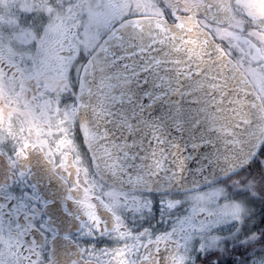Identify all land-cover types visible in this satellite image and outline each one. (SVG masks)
<instances>
[{
    "label": "flooded vegetation",
    "instance_id": "flooded-vegetation-1",
    "mask_svg": "<svg viewBox=\"0 0 264 264\" xmlns=\"http://www.w3.org/2000/svg\"><path fill=\"white\" fill-rule=\"evenodd\" d=\"M189 1L0 0L4 264H264V146L219 185L163 195L110 186L84 143L77 95L92 55L126 21L175 25L204 3ZM250 3L259 14L230 0L229 25L198 21L264 106V0ZM49 204L45 231L36 222ZM213 232L220 238L208 252Z\"/></svg>",
    "mask_w": 264,
    "mask_h": 264
},
{
    "label": "water",
    "instance_id": "water-1",
    "mask_svg": "<svg viewBox=\"0 0 264 264\" xmlns=\"http://www.w3.org/2000/svg\"><path fill=\"white\" fill-rule=\"evenodd\" d=\"M198 16L227 26L230 0H204L175 25L126 21L85 65L79 123L95 172L110 186L188 194L239 175L260 154V96Z\"/></svg>",
    "mask_w": 264,
    "mask_h": 264
},
{
    "label": "snow or ice",
    "instance_id": "snow-or-ice-1",
    "mask_svg": "<svg viewBox=\"0 0 264 264\" xmlns=\"http://www.w3.org/2000/svg\"><path fill=\"white\" fill-rule=\"evenodd\" d=\"M243 6L245 8L248 9V11L251 13V14H259V12L261 11V9L257 8L256 5H253L252 3H250V0H243ZM144 99L147 100V107L149 109H152V108H155V104L153 103L152 99L149 97V96H145ZM145 104V103H144ZM56 202L55 201H52L51 204H55ZM51 206L50 204L49 205H46L45 206V212L41 213L40 214V219L39 221H37V226L38 228H43L45 231L48 230V228L45 227V225H48L50 224V217L45 220V215L47 213V208ZM65 211L67 212V209L65 208ZM43 235V232L41 233ZM53 235L55 236L56 233L54 232ZM45 239H47V237H45ZM0 264H4V262L2 260H0Z\"/></svg>",
    "mask_w": 264,
    "mask_h": 264
},
{
    "label": "rangeland",
    "instance_id": "rangeland-1",
    "mask_svg": "<svg viewBox=\"0 0 264 264\" xmlns=\"http://www.w3.org/2000/svg\"><path fill=\"white\" fill-rule=\"evenodd\" d=\"M199 2V0H190L189 1V4L191 3V4H195V3H198ZM216 32V31H215ZM254 186H255V184H254ZM222 232H224L225 233V231L224 230H222ZM222 232H220V233H222ZM220 237L219 236H216L215 235V233L213 232V234H211L210 236H208V238H207V242L205 243V247H207L209 250H208V252L210 251V252H212V251H214V249L216 248V242H217V240L219 239ZM255 264H257V263H255Z\"/></svg>",
    "mask_w": 264,
    "mask_h": 264
},
{
    "label": "trees",
    "instance_id": "trees-1",
    "mask_svg": "<svg viewBox=\"0 0 264 264\" xmlns=\"http://www.w3.org/2000/svg\"><path fill=\"white\" fill-rule=\"evenodd\" d=\"M246 175H248V172H244V173H242V175L241 176H246ZM232 256V255H231ZM231 258H233V256L231 257ZM234 261H236L235 259H229L228 261H226L225 262V264H234Z\"/></svg>",
    "mask_w": 264,
    "mask_h": 264
}]
</instances>
